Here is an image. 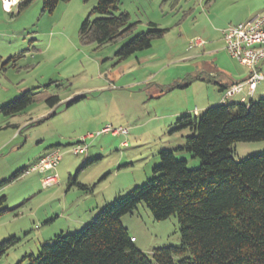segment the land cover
I'll use <instances>...</instances> for the list:
<instances>
[{"label": "rangeland", "instance_id": "1", "mask_svg": "<svg viewBox=\"0 0 264 264\" xmlns=\"http://www.w3.org/2000/svg\"><path fill=\"white\" fill-rule=\"evenodd\" d=\"M95 5L96 0H68L50 13L42 10V0L10 12L0 6V57L5 62L12 56L0 67V106L25 90L35 93L23 113L0 114V197L6 198L0 205V242L17 240L0 264H29L28 256H36L42 244L78 231L105 206L84 222L96 205L109 204L150 178L162 149L174 151L185 144L189 130L175 129L176 120L195 108L217 105H209L220 93L206 65L218 60L237 76L246 75L228 56L222 30L264 14V0H121L113 12L129 15L133 33L97 46L79 38ZM148 23L167 32L150 48L118 61L119 47ZM196 39L205 44L190 47ZM263 86L264 80L258 84ZM53 96L60 101L51 108L45 100ZM8 124L19 125L21 133L12 126L2 128ZM107 125L127 128L128 134L89 139L83 155L70 151L71 144ZM55 148L62 154L54 171L57 184H43L37 172L9 181L15 171L31 168L42 151ZM263 152L264 141L237 142L232 156L238 161ZM175 156L187 160L189 169L199 167L184 151ZM87 157L90 163L82 169ZM68 174L92 187V193L69 187ZM177 221L174 216L155 221L143 204L121 218L136 248L149 257L154 249L181 244Z\"/></svg>", "mask_w": 264, "mask_h": 264}, {"label": "trees", "instance_id": "2", "mask_svg": "<svg viewBox=\"0 0 264 264\" xmlns=\"http://www.w3.org/2000/svg\"><path fill=\"white\" fill-rule=\"evenodd\" d=\"M31 1L23 0L18 9ZM66 1L42 0V10L50 13ZM120 1L96 0L79 29L84 44L116 43L133 33L135 24L130 23L129 15L113 12ZM166 32L148 23L145 31L119 47L115 53L118 61L150 48ZM219 86V91L228 87ZM34 95L32 89L25 90L2 104L0 114H20L32 104ZM59 101L57 96L45 100L51 108ZM175 125V129L189 130L185 144L174 151L162 149L150 178L115 197L78 231L56 235L52 243L42 244L36 256H28L29 264H264V152L238 161L232 156L237 142L264 141V98L209 106L199 115H181ZM176 151L197 159L199 167L189 169L187 160L176 158ZM89 163L86 160L82 169ZM25 170L15 171L9 181ZM76 179L69 174L68 186L92 193V187ZM5 200L1 196L0 205ZM139 204L155 221L177 218L178 247L154 249L150 257L136 248L121 218L132 214ZM16 242L15 238L0 242V257Z\"/></svg>", "mask_w": 264, "mask_h": 264}, {"label": "built area", "instance_id": "3", "mask_svg": "<svg viewBox=\"0 0 264 264\" xmlns=\"http://www.w3.org/2000/svg\"><path fill=\"white\" fill-rule=\"evenodd\" d=\"M4 11L10 12L13 7L18 5L23 0H0ZM222 39L224 41V48L228 56L238 62L240 65L246 67L248 70L247 78L238 83H233L222 91V104L234 96L241 94L244 88L247 90V96H251L258 84L263 82L264 76L260 72L259 67L264 60V14H258L247 20V22H240L236 24H229L222 31ZM204 41L196 39L190 42V47H201ZM111 134L112 136L126 137L128 129L124 127L112 128L107 125L97 131L96 133H89L81 138L76 144H72L71 152L74 155H83L88 150L87 140L93 139L102 134ZM126 146V141L122 143ZM62 159V154L57 148L48 150L43 157H40L37 162L25 170L24 174L30 172H37L41 175L43 184L58 183L57 174L54 172L57 165ZM50 173V175H48ZM131 241L135 239L132 237Z\"/></svg>", "mask_w": 264, "mask_h": 264}, {"label": "crops", "instance_id": "4", "mask_svg": "<svg viewBox=\"0 0 264 264\" xmlns=\"http://www.w3.org/2000/svg\"><path fill=\"white\" fill-rule=\"evenodd\" d=\"M1 3V2H0ZM2 5V4H1ZM0 5V6H1ZM17 6V5H16ZM0 10H1V8H0ZM2 10H3V8H2ZM3 12H6V11H4L3 10ZM252 18V17H251ZM250 19V18H249ZM249 19H247V20H249ZM247 20H246V22H247ZM224 30V29H223ZM222 30V31H223ZM221 37H222V32H221ZM222 42H223V44H224V41H223V39H222ZM205 44V43H204ZM213 51H215V50H212L211 51V53H213ZM9 59H12V56L11 57H9L8 58V60ZM7 60V61H8ZM7 61H3V58L2 57H0V67H1V69H4V65L5 64H7ZM218 60H214V63H212V64H209V65H206L207 66V68H205L206 69V71H208L209 73H208V75L210 76V78L211 77H213L214 79H215V84L218 86V88L220 87L219 85H221V86H229V85H231V84H233V83H238V82H242V81H244L246 78H247V76L249 75L248 74V70L246 69V67H244V66H242V65H240L241 67H243L245 70H246V75L245 76H237L236 75V72L234 71V73L232 72V70H230V69H228L227 67H224V66H222V65H219L218 64ZM263 69H264V60H263V62H262V64L260 65V67H259V70H260V72H262L263 71ZM264 76V75H263ZM219 90V89H218ZM219 93H220V96H219V98H218V100L216 99L215 101H212L209 105H213V104H222V91H219ZM263 95H264V86L263 87H258L257 86V88H256V90H255V92L250 96V97H248L247 98V96H246V88H244V91L241 93V94H238V95H236V96H234L232 99L233 100H229L228 102H231V101H238V102H248V100L249 99H255L254 97H259V98H262L263 97ZM258 99V98H257ZM208 105V104H207ZM207 105H205V106H202V107H200V108H195V110L193 111V113L192 114H194V115H199L200 114V111H202V108H204V107H206ZM24 112V111H23ZM23 112H21V113H23ZM20 113V114H21ZM189 114V113H188ZM18 115V114H17ZM3 116V115H2ZM16 116V115H15ZM5 117V116H4ZM12 117H14V116H12ZM8 118V117H7ZM8 126H12L13 128H15L16 130H17V132L20 134L21 133V129H20V126L19 125H14V124H8V125H6V126H4V127H2V128H7ZM1 129V128H0ZM6 144V143H5ZM7 146V145H6ZM47 152V150L46 151H42V153H40L39 154V156L38 157H36L33 161H32V163H36L37 162V160L40 158V157H43V155L45 154ZM84 154H86V152L84 153ZM86 160H90V157H87V159ZM85 160V161H86ZM31 163V164H32ZM33 164V165H34ZM30 165V164H29ZM58 166V165H57ZM25 167H28V166H25ZM24 167V168H25ZM57 168V167H56ZM32 173H36V172H30V173H28V174H23V175H20V177H18L17 179H19V178H24V176H26V175H29V174H32ZM39 174V173H38ZM39 175H41V174H39ZM69 175V174H68ZM16 179V180H17ZM107 204V201H104L103 203H101V204H99V205H96L95 207H94V209H92V211L90 212L89 211V213H86L87 214V216H86V214H85V217H84V222H86V219H90L91 217H93V215H94V213L96 212V211H98V209H100L101 207H103L104 205H106Z\"/></svg>", "mask_w": 264, "mask_h": 264}]
</instances>
